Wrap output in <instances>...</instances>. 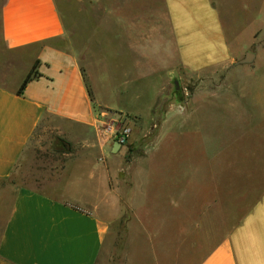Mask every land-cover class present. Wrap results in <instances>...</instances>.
<instances>
[{
    "label": "crops",
    "instance_id": "1",
    "mask_svg": "<svg viewBox=\"0 0 264 264\" xmlns=\"http://www.w3.org/2000/svg\"><path fill=\"white\" fill-rule=\"evenodd\" d=\"M92 29L100 33L95 51ZM247 52L253 61L241 63ZM247 64L264 72V0H91L73 10L56 0H0V264H170L177 246L192 264H264V182L239 215L223 212L216 197L183 204L149 192L171 184L155 175L171 168L155 156L160 131L178 118L177 97L166 94L173 78H195V92L221 77L225 85ZM34 65L36 77L18 93ZM242 80L235 90L245 89ZM97 109L135 120L131 143L138 128L156 126L131 165L85 156L52 181V194L4 186L46 118L62 121L59 131L90 133ZM69 172L86 187H64ZM172 220L181 228L174 237Z\"/></svg>",
    "mask_w": 264,
    "mask_h": 264
},
{
    "label": "rangeland",
    "instance_id": "2",
    "mask_svg": "<svg viewBox=\"0 0 264 264\" xmlns=\"http://www.w3.org/2000/svg\"><path fill=\"white\" fill-rule=\"evenodd\" d=\"M110 1L112 0H107ZM124 1L126 3L127 0ZM128 1L150 3L155 7L163 4V0ZM56 2L62 6L69 5L70 10H73L91 0ZM99 34L93 29L88 30L92 50L98 47ZM248 38V30L243 31L241 39L244 44ZM23 64L26 65L25 61ZM258 66L243 65L240 71L231 75V82L219 85L223 81L221 77L220 80L212 81L214 86L208 89L199 87L195 92L194 88L198 83L195 78H173L170 91L166 94L177 97L174 104L179 107L176 109L178 118L170 121L168 126L160 131L161 137L155 156L159 163L171 167L169 170L159 169L155 175H165L171 184L164 186L156 182L149 190L151 195L170 198L179 195L183 199V204H194L198 199L210 200L216 197L219 198V208L221 207L223 212L241 214L245 204L262 186L259 184L264 182V72L259 71L262 68ZM24 68L25 66L23 69H17L16 74L24 72ZM241 78L245 83V89L235 90L233 83ZM103 94L109 96L107 92ZM97 110L100 115L98 127L90 133L83 129H78L76 133L59 131L58 127L65 124L52 117L46 118L33 134L26 154L17 162L4 186L8 187L11 184L13 190L32 188L52 194L49 185L59 178L68 165L81 163L85 156L86 163L97 162L105 165L113 163L115 168L131 165L136 154L147 146L141 144V141L145 140L146 143L149 134L157 133L154 124L150 125L151 130L147 127L145 129L141 127V130L138 128L136 133L139 139L137 143H131L129 141L132 127L136 126L135 120L108 109ZM124 124L129 128L128 143L125 147H120L116 153H112L113 134L107 131L108 127L119 128ZM146 125L149 126L148 123ZM153 130L156 131L152 132ZM177 133L181 135L176 137ZM79 134L90 136L91 145H83L77 140ZM200 142L203 143L201 151ZM63 182L64 187L70 186L71 189L86 187L83 179L80 177L78 179L70 172L64 177ZM9 203L10 198L4 203L5 210ZM172 213L176 215L174 210ZM3 214L4 211L0 212V216ZM111 223L115 227L117 221L113 219ZM180 229L177 221L172 220L170 235L172 237L179 235ZM177 247L180 249L177 255L172 254L170 264H180L183 260H186L187 264H192L193 254L186 248ZM114 251L113 247V254ZM136 264H139V260Z\"/></svg>",
    "mask_w": 264,
    "mask_h": 264
},
{
    "label": "built area",
    "instance_id": "3",
    "mask_svg": "<svg viewBox=\"0 0 264 264\" xmlns=\"http://www.w3.org/2000/svg\"><path fill=\"white\" fill-rule=\"evenodd\" d=\"M109 132H112L113 139L112 144L114 142L119 143L120 147L123 148L128 143L129 137V128L125 124L119 128H114L113 126L108 127Z\"/></svg>",
    "mask_w": 264,
    "mask_h": 264
},
{
    "label": "water",
    "instance_id": "4",
    "mask_svg": "<svg viewBox=\"0 0 264 264\" xmlns=\"http://www.w3.org/2000/svg\"><path fill=\"white\" fill-rule=\"evenodd\" d=\"M253 58H254V54L252 52H247L245 54L244 59L241 61V63H250L253 61ZM65 145H66V149H68V147H69L68 144L66 143ZM119 148H120L119 143L114 142L112 144L111 152L116 153L119 150Z\"/></svg>",
    "mask_w": 264,
    "mask_h": 264
},
{
    "label": "trees",
    "instance_id": "5",
    "mask_svg": "<svg viewBox=\"0 0 264 264\" xmlns=\"http://www.w3.org/2000/svg\"><path fill=\"white\" fill-rule=\"evenodd\" d=\"M34 68L35 65L33 66V68L30 70V72L28 73V75L26 76V78L24 79V81L22 82V84L20 85L19 89H18V93H21L22 90L24 89L25 85L27 82H29L32 78L36 77V73L34 72ZM88 94L89 96L92 97V93L91 91L88 89Z\"/></svg>",
    "mask_w": 264,
    "mask_h": 264
}]
</instances>
